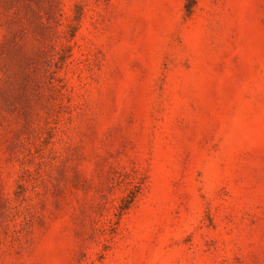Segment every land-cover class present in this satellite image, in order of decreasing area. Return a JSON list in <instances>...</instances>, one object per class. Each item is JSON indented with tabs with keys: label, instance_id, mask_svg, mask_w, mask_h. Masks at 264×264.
I'll return each instance as SVG.
<instances>
[{
	"label": "rangeland",
	"instance_id": "obj_1",
	"mask_svg": "<svg viewBox=\"0 0 264 264\" xmlns=\"http://www.w3.org/2000/svg\"><path fill=\"white\" fill-rule=\"evenodd\" d=\"M186 1L0 0V264H264V0Z\"/></svg>",
	"mask_w": 264,
	"mask_h": 264
},
{
	"label": "trees",
	"instance_id": "obj_2",
	"mask_svg": "<svg viewBox=\"0 0 264 264\" xmlns=\"http://www.w3.org/2000/svg\"><path fill=\"white\" fill-rule=\"evenodd\" d=\"M196 5V0H187L185 3V11L187 14H190L192 12L193 7ZM134 197L130 200L133 201Z\"/></svg>",
	"mask_w": 264,
	"mask_h": 264
}]
</instances>
